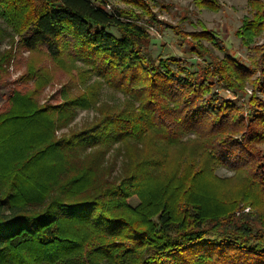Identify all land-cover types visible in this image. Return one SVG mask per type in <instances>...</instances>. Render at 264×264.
Here are the masks:
<instances>
[{
	"label": "trees",
	"instance_id": "16d2710c",
	"mask_svg": "<svg viewBox=\"0 0 264 264\" xmlns=\"http://www.w3.org/2000/svg\"><path fill=\"white\" fill-rule=\"evenodd\" d=\"M127 1L152 13L144 0ZM196 2L220 7L218 0ZM249 4L252 16L238 35L248 46L250 65L228 52L223 58L211 55L201 39L219 45V37L203 27L188 34L197 42L190 52L205 60L192 71L183 58L155 61L143 51L150 34L125 19L137 17L133 10H110L97 0H0L3 17L28 50L44 48L61 63L79 59L89 68L85 72L139 101L137 109L131 104L120 111L103 109V117L90 126L56 138L54 130L71 119L72 107L92 106L96 91L78 96L69 107L51 108L37 104V92L13 93L10 109L0 114V264H79L85 262V250L110 264H264V214L259 227L228 215L241 199L251 204L264 194V99L254 94L247 115L245 105L213 90L218 82L244 92L245 83L253 81L264 95V43L256 42L264 31V3ZM257 72L260 76L252 80ZM29 73L38 84L47 82L48 76L34 66ZM192 134L204 140L210 153L200 169L177 176L164 148ZM29 136L39 143L31 153ZM19 142L24 147H17ZM115 144H125L123 154L131 163L125 176L111 183L107 176L115 158L109 166L107 153ZM219 166L236 174L220 178L215 174ZM153 174L164 178L162 197L151 207L132 206L131 197H142L145 180ZM203 188L214 195L204 199ZM180 194L188 218L200 216L198 206L197 214H191L193 200L209 208L211 198L222 196L234 205L224 210L219 203L218 213L194 222H214L212 231L194 226L185 232L172 216ZM223 216L230 224L219 221Z\"/></svg>",
	"mask_w": 264,
	"mask_h": 264
},
{
	"label": "rangeland",
	"instance_id": "374dc122",
	"mask_svg": "<svg viewBox=\"0 0 264 264\" xmlns=\"http://www.w3.org/2000/svg\"><path fill=\"white\" fill-rule=\"evenodd\" d=\"M144 1L147 2L152 13H147L141 6L133 5L127 0H97V2H103L110 10L134 11V15H137V17L126 15L125 19L136 21L145 27L148 34H150V38L143 43L141 48L151 55L155 61L159 57L178 56L184 59V64L192 71L204 66L205 60L190 52L191 46L196 45L197 42L188 34L201 31L205 27L215 31L219 37V45L210 40L201 39V42L209 48L211 55L223 58L225 53L228 52L245 64L250 65L248 46L244 43L243 37L238 35V30L242 29L244 20L252 16L253 8L249 4L250 0H218L220 7L217 10L202 7L196 0ZM261 1L264 3V0ZM110 31L119 36V31L116 28H112ZM256 42L264 43V31L256 37ZM8 51H11L9 60L3 61L2 56ZM206 59L210 61V57H206ZM63 62L54 60L44 48L31 51L24 47L19 41L18 33L3 17L0 10V114L10 109L13 104L11 96L15 91L21 93L37 92L34 97L37 104L45 106V108H51L61 104H67V107H69V102L72 103L78 96L86 95L87 92L95 90L97 95H95L92 106L72 107L71 119H64L62 125L54 130L56 138H67L73 132H78L103 117L105 113L103 109L120 111L127 109L130 104L136 109L139 107V101L132 97L129 100V96L122 90L111 87L106 80L95 73L85 72L89 71V68L83 61L76 59ZM33 66L38 73L48 76L47 82L38 84L37 78L29 73V69ZM258 76H260V72H257L252 80ZM253 84V81H247L243 88L244 92H236L215 82L213 90L222 99L234 101L239 106L245 105L244 112L248 115L249 109L254 107L251 100L252 96L255 94L256 97L264 99L263 93L255 88ZM16 134H12V136L17 137L19 133ZM237 137L242 141L241 134ZM28 138V141L32 143V148L28 152L31 153L38 148L39 143L33 136ZM203 142L202 138L192 134L183 138L178 146L170 149L164 148L163 155L167 160H170L177 176H182L183 172H189L191 169L198 170L205 164L203 158L210 152L204 148ZM16 146L24 147L21 142L17 143ZM118 148H120V151H118ZM125 150H128L125 148V144H115L107 153L109 166L115 158L113 171L107 176L111 183H118L125 176L128 163H131V159L123 154ZM179 158L181 159L179 160ZM215 174L220 178H229L233 177L236 172L219 166L215 169ZM145 182V187L142 188V197L139 193L131 197L130 203L132 206L151 207L155 205L154 202L157 198L162 197L163 190L166 187L164 178L160 174L150 175ZM201 191L203 193L200 192V194L203 195L204 199L208 194L214 195L213 193L205 194L206 190L204 188ZM183 193L186 194L185 191ZM184 195L180 194L179 198H176L175 212L173 213L172 210V216L174 218L175 215L178 220L175 225H181L183 229H186L185 232L192 230L194 226L203 227L202 230L206 232L212 231L214 222L209 224L202 221L201 224L194 222L201 217L204 218L213 213H218L219 203L223 205L224 210L234 205L231 201L220 198L222 196L219 197V200H215L214 197L211 198L209 208L203 201L199 206L193 200L191 214H197L196 209L200 208V216L188 218L185 208L182 207V205L186 206ZM237 204V206H233L232 209L228 210V215L233 214L232 216L237 218L236 220H247L255 223L257 227L261 226V217L264 214V194L260 193L258 197L253 198L251 204L242 199ZM159 212L160 210L157 213ZM156 218L157 215H154L153 220H156ZM180 220H185V223L182 224ZM219 221H226V225L230 224L226 216L221 217ZM194 230H197V228ZM84 258L85 262L79 264H110L106 257H100L94 252L89 254L86 250ZM58 264L70 263L59 262Z\"/></svg>",
	"mask_w": 264,
	"mask_h": 264
}]
</instances>
